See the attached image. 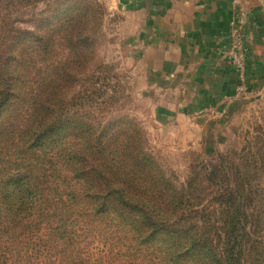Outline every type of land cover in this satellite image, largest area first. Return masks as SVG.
<instances>
[{
  "label": "rangeland",
  "instance_id": "1",
  "mask_svg": "<svg viewBox=\"0 0 264 264\" xmlns=\"http://www.w3.org/2000/svg\"><path fill=\"white\" fill-rule=\"evenodd\" d=\"M152 2L0 0V69L23 49L19 47L23 39L41 41L40 46L25 50L21 101L0 121V177L19 173L39 176L50 185L49 197L60 210L72 208L77 225L72 241L58 243L50 227L72 221L56 211L51 219L43 217L28 230L23 229L26 235L31 233L25 241L19 232L10 242L8 225L0 217V264H182L171 261L166 246H147L118 221V225H106L113 221L101 214L103 208L90 209L80 198L87 189L81 175L90 172L100 176L107 170L97 155L83 162L76 159L85 153L83 135L78 131L47 133L51 125L60 131L65 122H75L80 131L93 132L99 138L115 129L114 150L119 153L118 160L122 158L117 163L123 167L121 174L129 171L150 174L148 180L156 178L155 184H146L142 177L130 184L132 191L172 189L180 204L170 208V200L165 205L153 203V210L165 213L166 221L157 220L189 235L206 233L208 247L216 248L222 256L227 250L226 226L221 221L224 209L217 201L218 194L240 190L242 196L237 199L249 218L241 220L245 234L236 250L237 259L240 264H264V65L258 67L253 90L246 89L225 115L178 109V96L168 98L163 93L167 84H152L136 35L138 16H144ZM246 4L251 10L260 8L264 25V0H246ZM65 9L80 21L72 37L58 30L49 32ZM262 35L264 42V30ZM261 59L264 61V52ZM64 71L66 77L61 76ZM36 104L49 111L43 115L47 131L42 134L35 126L31 139L26 133L33 126ZM136 157L147 158L146 167L152 171L142 173L141 168L128 163V158ZM115 183V189L130 190ZM97 190L105 193L114 189L100 183ZM72 192L80 193V199ZM95 209L100 214L92 213ZM92 224L101 233L92 232ZM52 245L55 250L49 252Z\"/></svg>",
  "mask_w": 264,
  "mask_h": 264
},
{
  "label": "trees",
  "instance_id": "2",
  "mask_svg": "<svg viewBox=\"0 0 264 264\" xmlns=\"http://www.w3.org/2000/svg\"><path fill=\"white\" fill-rule=\"evenodd\" d=\"M55 20L56 25L52 27L54 29H50L49 32L51 33L54 30H58L68 34L69 37H72L70 35L75 30L77 23H80V21H77L76 16L70 14L69 9L63 10ZM31 39L30 41L23 39L19 46H22L23 49L19 54H16L17 50L14 49L16 55L7 60L4 68L0 69V109H2V112H0V121L2 122L17 107L16 104L21 101L22 96L20 93L22 90L19 86L24 80L23 72L26 67L24 61L26 58L25 50L33 46H40L41 44V41ZM66 75L67 73L64 71L61 76L66 77ZM44 107L45 106H39L38 104L33 107V126L26 133L31 139L33 138L30 135L32 131H35L33 129L35 126H38L39 132L42 134H45L47 131V124L43 119V115H48L49 111ZM54 126L55 125H51L47 133H51L52 135H67L69 130H73L83 135L81 137L85 149L82 151H85V153L76 157L79 162H83L85 158H95L96 155L102 157L101 164L103 165V169H106L107 172H105V174H100V176L91 174L90 172L82 174L80 179L84 181L87 189L83 194L76 192H72V194H76L77 199L81 198L87 201L86 205L90 209L93 206H101L103 208L101 214H105L104 217L113 221L106 222V225L114 224V222L117 224L118 221L125 226L124 228L129 230L131 235L144 240L147 246H166L165 252L168 250L171 261H176L177 263L184 264L190 261L192 264H232V262L240 264V260L237 259L236 250L239 249L241 245L240 240L244 239L245 234V223L241 220L249 218L246 213L242 212L241 201L237 199L238 196H242L240 190L227 189L225 193L218 194L220 199L217 201H221L219 205L221 209H224L221 211V221L226 226L224 232L225 236L224 233H222V236L225 237L224 240L226 239L227 250L224 253L225 256H222V254L217 253L218 251L216 248L212 249L208 247L206 233L193 232L189 235L188 232L173 229L160 223V221H166L165 213L153 210L154 208L152 205L153 203L165 205V201L167 202L168 200L172 201L170 208L174 207L176 204H180V197L177 196L172 189L167 190L168 192L165 190L159 193H156L155 190H149L145 193H136L132 191L133 185L130 184L139 182L142 177H144L142 181L146 184H155L156 178L153 176L148 180L150 174H130L129 171L126 174H121L120 170H123V167H117V163H119L122 158L118 160L119 153L117 150H114L115 129L105 131L99 138L93 132L80 131L77 125H75V122L60 124V131H57L58 128L54 129ZM125 138L128 139V141L130 139L129 137L127 138V136H125ZM128 163H131L133 167L136 166L137 169L141 168L142 173H146V169L152 171V168L146 167L149 162L145 157L142 159L136 157L135 160L128 158ZM115 182L130 187V190L115 189V185H117ZM100 183H104V185L114 190H105V193H100V191L97 190ZM49 186V184H46V182L42 181L39 176H35V174L19 173L0 177V217L6 221L5 225L6 223L8 225L7 236L10 242L15 240V235L17 233L22 232L25 228L28 230L43 217L51 219L56 211L62 212L72 221V224L68 222L65 225L62 224L53 228L50 227L52 236L56 238L57 242L63 243L64 240L72 241V238L77 235V233L74 232L76 224L75 220H73L75 216L72 214V208L67 210L64 209V211H62V209L60 210L58 203L56 201L52 202L49 197L51 191ZM137 197L140 199H137ZM170 208H165V210L170 211ZM93 212L98 213L96 209L92 210V213ZM155 212L156 214L154 216ZM51 213L53 215H50ZM112 218H115L116 221ZM92 232L96 233V235L101 233L100 229L94 224H92ZM22 233L24 241L27 236L31 235V233L27 235L24 232ZM40 235H43V231H40ZM48 250L49 252H53L55 248L52 245V248ZM12 259H15V256ZM85 263L89 264L88 261ZM97 264H99V262Z\"/></svg>",
  "mask_w": 264,
  "mask_h": 264
},
{
  "label": "crops",
  "instance_id": "3",
  "mask_svg": "<svg viewBox=\"0 0 264 264\" xmlns=\"http://www.w3.org/2000/svg\"><path fill=\"white\" fill-rule=\"evenodd\" d=\"M152 1L136 30L152 84H167L163 93L178 96L177 107L186 113L225 115L253 90L264 65L260 8L251 10L246 0ZM236 42L242 70L230 61Z\"/></svg>",
  "mask_w": 264,
  "mask_h": 264
},
{
  "label": "built area",
  "instance_id": "4",
  "mask_svg": "<svg viewBox=\"0 0 264 264\" xmlns=\"http://www.w3.org/2000/svg\"><path fill=\"white\" fill-rule=\"evenodd\" d=\"M235 50L231 54V63L233 66H235L238 70H242L244 65L242 61V55L241 52L239 51L240 48V42H236Z\"/></svg>",
  "mask_w": 264,
  "mask_h": 264
}]
</instances>
